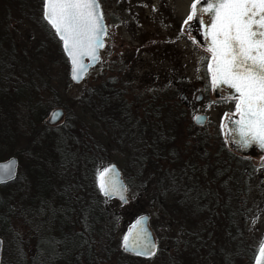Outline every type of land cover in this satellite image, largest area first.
Segmentation results:
<instances>
[{"label":"rangeland","instance_id":"obj_1","mask_svg":"<svg viewBox=\"0 0 264 264\" xmlns=\"http://www.w3.org/2000/svg\"><path fill=\"white\" fill-rule=\"evenodd\" d=\"M26 2V8L21 11L16 0H0V86L11 84L6 90L7 96H14L21 89L17 99L12 103L6 102V108L0 104V132L5 135L0 140V155L14 156L18 160L17 182L6 195L10 209L14 211L13 218H9L11 233L7 235L6 242L2 239L3 251L6 247V253H2V264H37L36 256L38 264H52L51 255L35 248L36 233L41 226H36V222L43 221L26 218L20 211L21 204L34 197L42 205L41 220H46L44 217L49 205L60 203L63 198L70 203L72 201V206L86 205L88 203L85 202L95 196L93 186H96L98 173L108 165H115L120 171L127 187L128 204L125 206H129V209H122L125 206L111 201L110 210L119 215L115 243L120 246L119 242L126 232L127 227L121 222L120 214L127 211H136L135 216L148 215L149 226L156 239L163 235L165 229L170 233L163 236H179L178 231L184 229L179 223L168 228L164 224L162 227L159 214L157 216L158 203L168 204L182 196L177 184V171L167 163L168 158L160 157L159 146L168 144L170 134L173 135L171 140H178L179 136L182 140L185 137L190 139L187 128L192 123L190 118L198 111L207 116L211 125L204 130H210L212 125L219 127L228 116H234L236 101L218 102L212 85L209 90L208 85H202L197 78L193 80L204 71L205 59L208 58V54L196 45L193 50H188L190 61L194 64L190 70L194 72L189 74L191 82L186 91L196 93L200 90L207 98L198 101V105L191 109H185L176 95L173 100L162 97V92L159 96L150 80H142L143 76L140 81L126 78L123 69L118 71L116 62L111 61L115 63L112 67L108 65L107 56L112 57L114 49L117 63L121 62L123 44L125 47L129 43L132 46L131 40H140L169 20L172 26H169L172 28L169 36L174 37L175 25L191 12L194 0H99L104 20L109 26L108 33L115 37V43L105 41L107 51L101 56V66L92 69L81 84L70 80L67 60L58 53V44L41 25L40 0ZM135 19L136 29L130 28L128 23ZM159 19L164 20L158 25ZM139 55L146 58L142 51ZM180 90L178 88V92ZM57 108L63 110L62 120L54 126L47 125L45 121L49 114ZM131 108L138 113H133ZM164 114L172 118L168 123L169 129L157 130L153 127L147 130L145 142H140L142 132L138 129L132 131L129 127L130 124H142L144 120L151 123V119L157 124L164 123ZM184 125H187L184 130L175 129V126ZM31 152H34L36 161L30 159L32 163L29 164ZM159 157L161 159H157ZM162 159L166 163H161ZM143 179L147 180L145 186ZM242 199H253V203L257 200L255 197ZM232 201L234 203L227 205L222 202V206L226 205L222 211L213 208L189 211L187 216L191 223L183 221L184 227L193 224L192 229L186 230L193 239L197 235L208 236L210 255L204 258L205 264H242L245 259H241V255L234 258L230 255L237 252L236 247H240L236 244L237 236L246 238L251 235L255 240L257 232L264 233V219L258 217L250 221V211L239 233L238 226L246 212H239L238 200L237 203ZM249 202L245 201L244 205H249ZM175 214L181 213L176 209ZM48 229L51 231V226ZM75 230L70 229L71 232ZM182 242L177 243L178 249L170 250L171 255L176 257L174 264H177V259L178 264H199L192 259L196 246L181 249ZM168 245L170 247V243L161 241L160 250ZM116 252L94 262L80 254L75 264H157L130 261L123 254L118 259ZM227 255L230 260L224 259ZM201 259L202 256L196 257L198 261Z\"/></svg>","mask_w":264,"mask_h":264},{"label":"flooded vegetation","instance_id":"obj_2","mask_svg":"<svg viewBox=\"0 0 264 264\" xmlns=\"http://www.w3.org/2000/svg\"><path fill=\"white\" fill-rule=\"evenodd\" d=\"M190 13L191 12L183 18L181 23L176 24L175 28L173 27L174 37L169 36V34H172V28L169 27L171 26V22L170 20L166 21L157 30L146 34L140 40H131V42H133L132 46L129 43L128 47H125L123 44L121 62L119 63H117L116 52L113 49L112 57L107 56L108 65L112 67L113 64H115L112 62H116L118 71L123 69L126 78L130 80L139 79L140 81V77L143 76L142 80H150L152 87L156 88L158 95L162 92L164 95L161 96H166L167 99H172L173 96L176 95L177 100L182 103L185 109L196 107L198 105V101H196L198 95L202 97L201 100H205L207 95L200 90H197L196 93L193 91H186L189 88V82H191L189 74L191 71L194 72L190 70L191 66L194 64L190 61L188 50H193L196 45L208 54V58L205 59L204 71L200 72L195 77L193 75V80L197 78L202 85H208L209 90L212 85L211 75L208 72L211 53L197 44L199 31L195 28L194 19L185 23ZM161 20L164 19L157 20L158 25L161 23ZM153 21H155V19ZM136 23L137 19L129 22L128 25L130 28H134ZM105 25L107 28L105 41L110 40L112 43H115V37H111V34L108 33L109 26L106 22ZM135 44H137V46H134ZM106 51L104 44V48L100 55V61L96 68L101 66V56L104 55ZM141 51L146 58L139 55ZM136 73L138 76H134ZM165 86H167L166 89ZM178 88L181 89L179 92ZM227 100L235 99H216V101L221 103ZM131 109L134 110L135 108ZM133 113H138V111L136 112L134 110ZM130 114L131 112L129 115ZM198 115L205 117V124L199 125L195 123L194 120ZM234 116H236V114H234ZM190 120L192 123H189L187 128L188 134L191 137L190 139L185 137V139L182 140L181 136H179L178 140H171L173 135L170 134L171 139H167L168 144L159 146L160 157L168 158L169 162L167 163L172 165V168L177 171L176 173L179 176L177 184L180 186L179 191L182 193V196L168 204L158 203L157 207L159 208V213H157V216L159 214L160 217L158 218L160 223H163L162 227H164V224L166 228H168L176 226L179 223V226L183 227L185 231L182 229V231H178L179 236L168 238L163 236L166 233H170V231L165 229L162 233L163 235H160V238L158 237V239H156L154 236L157 247L156 253L149 259H143L145 263L156 262L157 264H174L176 257L175 254L171 255V251H175L179 248V244L177 243L182 242V239L181 249H187L188 246L195 245L196 251L193 253L192 259L199 264L206 263L204 258L206 259L210 255V250L207 246L209 244V238L208 236L197 235V237L193 239L192 234L186 231L194 227L193 224L184 227L183 221L187 224L191 223L190 217L187 216V214L189 215V211L200 212L201 210L207 211L211 208L222 211V208H225L227 203H234L232 200L237 203L236 201L238 200L237 204L240 206L239 212H246L244 218L241 219V224L238 226L239 233L242 231V222L249 218L250 212L252 213L250 214V221L253 222L258 217L264 219V153L258 150H254L248 155L235 152L230 147L225 137L224 124L226 120L224 123L221 122L219 127L212 125L210 130L203 129L207 126H211L205 114L199 111L195 112L193 118H190ZM163 121L164 123L157 124L153 119H151V123H146V120H144L142 124H130L129 127L132 131L138 129L142 132L143 137L140 142H145L147 130L150 131L153 127L157 128V130L169 129L168 123L172 121V118L169 117L168 114H164ZM186 127L187 125L183 127L175 126V129L184 130ZM160 157L157 159H161ZM163 162L166 163V161L162 159L161 163ZM143 183L145 186L147 180L143 179ZM242 197L245 199L247 197H255L257 200L253 203V199H247L248 202L250 201L249 205H244L247 203V200L242 199ZM222 202L226 205L222 206ZM176 209L181 214H175ZM146 216L148 217L149 225V216ZM247 229L252 231L249 227ZM236 232L237 230H235V234ZM246 234L248 236L249 232L247 231ZM257 235L258 237H255V240H253L251 235L246 238L237 236L238 240L236 244L240 247H236V253H230L231 257L234 258L237 255H241V259H245L242 264H254L259 249L264 243L263 231L261 233L257 232ZM161 241L163 243H170V247L168 245L160 250ZM243 248L244 250H241ZM2 251L3 243L1 256L3 255ZM198 256H202L201 261L196 260ZM231 257L227 255L224 256V259L229 258L230 260Z\"/></svg>","mask_w":264,"mask_h":264},{"label":"snow or ice","instance_id":"obj_3","mask_svg":"<svg viewBox=\"0 0 264 264\" xmlns=\"http://www.w3.org/2000/svg\"><path fill=\"white\" fill-rule=\"evenodd\" d=\"M200 3L194 0L185 23L197 14ZM200 12L205 37L210 39L206 50L211 53L208 72L212 85H227L237 93L233 98L240 143L247 146L258 142L264 147V0H205ZM204 14H210L211 20H205ZM43 20L62 42L72 64V79L79 81L87 68L84 57L96 61L98 50L104 47L107 30L100 5L97 0H43ZM114 171L106 168L97 175L105 196L122 190L115 177L108 175ZM13 175L11 167L0 168V183ZM140 224L138 220L133 225L136 231L130 232L131 239L125 235L122 248L137 256H152L156 245L138 227ZM260 258H264V245L259 249L257 264Z\"/></svg>","mask_w":264,"mask_h":264},{"label":"trees","instance_id":"obj_4","mask_svg":"<svg viewBox=\"0 0 264 264\" xmlns=\"http://www.w3.org/2000/svg\"><path fill=\"white\" fill-rule=\"evenodd\" d=\"M42 3L43 1L40 0L41 13ZM16 5L18 9L22 11L23 8H26L27 2L26 0H16ZM40 22L45 31L51 35L52 40L58 44L57 51L62 55V57H64L66 61V58L62 53L60 42L55 37L54 32L43 20L42 14L40 17ZM1 34L2 33L0 30V35ZM66 63L68 64L67 61ZM10 85V83H3V86H0V104L2 103L1 106H3V108L8 106L7 103H12V101L17 99L21 92V89H16L18 92H15L14 96H7L6 90H8ZM3 137H5V135H1L0 132V140ZM5 156L6 155H0V160L5 159L7 157ZM30 159L36 161L34 152H31L30 156H28L29 162L27 163L29 164L32 163L30 162ZM16 182L17 180L0 187V238H2L5 242L6 238L8 237L7 235H10L11 233L9 218H13L11 215L14 211H11L9 201L6 199V195L9 192V188L14 186ZM31 187L34 188L33 185ZM93 191L95 196H93L90 201L85 202L88 204L83 205L81 203L82 205H80V207L72 206V201L70 203L69 200L65 198H63L64 200H62L60 203L49 205L50 207L47 209V215L44 217L49 221L41 220L40 212L43 211L36 206L37 200L35 201V199H33L34 197H29L30 201L26 200L27 202L24 201L21 204L20 211L23 212L26 218L33 217L35 221H43V223L36 222V226H41L36 233L35 248L38 251H44L51 255L52 264H75L78 262L80 254H83V256L87 258L86 260L92 262L96 261L98 258H102L103 256L108 257L110 254H114L116 251L117 252L115 255L118 259H120L119 257L122 256L123 253L121 252L119 246L117 245L118 247L114 248L116 245L114 238L116 226L119 222V215L117 212L110 210L111 201L103 198L95 185L93 186ZM128 207L129 206H125L122 207V209H129ZM33 214H36L37 217H35ZM135 214H137L136 211H127L122 215L120 214V220L123 224H125V227H128L136 219V217L139 216H135ZM124 215H126V217ZM48 225L51 226V231L48 229L50 228ZM63 227H65V229H63ZM70 229L76 230L71 232ZM4 252L6 253V247L3 253ZM126 258L130 261H143V259L132 256H126ZM35 259L37 260L36 262L38 264V256H36Z\"/></svg>","mask_w":264,"mask_h":264},{"label":"water","instance_id":"obj_5","mask_svg":"<svg viewBox=\"0 0 264 264\" xmlns=\"http://www.w3.org/2000/svg\"><path fill=\"white\" fill-rule=\"evenodd\" d=\"M97 3L100 5L98 0H97ZM204 6H205V0H201V3L198 5L197 14L193 17V19H194L195 28L198 29V31H199V34H198V37H197V42H198V44L201 47H203L204 49H207V47L210 44V39L205 37L204 33H205V27L206 26L202 25L201 22H200V19H201L200 9H202ZM100 11H101V7H100ZM42 18H43V6H42ZM203 18L205 20L210 21L212 17H211L210 14H204ZM103 23H104V19H103ZM104 25H105V23H104ZM52 31L54 32V30H52ZM56 38L59 40V38L57 36H56ZM104 38H105V36H104ZM61 48H62V51H63L65 57L68 60V64H69V68H70L69 69V76H70L71 81L74 84H80L81 82L84 81V79H85L86 75L89 73V71L92 68H94L97 65V63L99 62V60H100L99 55H100L101 50L103 49V47H102V48H100L98 50V59L96 61H92L88 57H84L83 62L87 66V68H86V71L83 73V78L79 79V81H77V80H73L72 79V64H71V61L69 60L67 54L63 50L62 42H61ZM213 94L217 98H233V97H235L237 95L235 90L230 88V87H228L227 85H219L217 87L213 86ZM201 98L202 97L200 95H198V97L196 98V101H200ZM63 114H64L63 110L61 108H57V109L53 110L49 114L48 120L45 121V123L47 125H49V126H54V125L58 124L62 120ZM197 117L201 118V121L199 123L197 122V119H196ZM196 118L194 120L196 124L202 125V124L205 123V117L204 116L198 115V116H196ZM238 119H239L238 115L229 117L225 121V124H224L225 137H226V140L228 141L230 147L235 152L241 153L243 155H248L249 153H251L254 150H258L261 153H264V147H261L258 142H253V143H251V144H249L247 146H243L240 143V137H239V134H238V126L235 123V121L238 120ZM9 167H11L14 170V175H13V177L11 179H6L3 183H0V187L3 186V185L9 184V183L13 182L16 179L17 170H18V160H17L16 157L11 156V157H9L8 159H6L4 161H0V168H4L6 170ZM107 168H114L115 169L114 173H109L108 175H111V176L115 177V179L122 186V190L120 192L114 193L111 196H105L100 191L99 182L97 180V187L99 189V192H100L101 196L104 197V198H107L108 200H117L121 205L127 204L128 203L127 190H126V186H125V184H124V182H123V180L121 178L120 172L118 171V169L114 165L108 166ZM121 196H123V200H121ZM138 220L141 221V224L138 227L143 228L146 231V233L150 236L152 242L155 243V245H156L155 238H154V236L152 234V231L150 230V228L148 226V217L146 215L138 217L128 227V229L126 230L125 235H129V238L131 239L130 232L133 233V234L135 233L136 229L133 228V225H135ZM125 235H124V237H125ZM263 245H264V243H263ZM1 250H2V243H1V240H0V255H1ZM122 250H123V248H122ZM123 252H125V251L123 250ZM155 252H156V249H155ZM125 253L126 254H130L131 256L138 257V258H143V259H148V258L153 256V255L152 256H137V255H134V254H132L130 252H125ZM258 257H259V253H258V255H257L256 259H255L254 264H257ZM260 264H264V258H260Z\"/></svg>","mask_w":264,"mask_h":264},{"label":"bare ground","instance_id":"obj_6","mask_svg":"<svg viewBox=\"0 0 264 264\" xmlns=\"http://www.w3.org/2000/svg\"><path fill=\"white\" fill-rule=\"evenodd\" d=\"M9 157H7V158H5L4 160H6V159H8ZM18 171V170H17ZM28 205H30V204H28ZM36 206L37 207H39V209L41 208L40 206H42L41 204H36ZM130 226V225H129ZM128 226V227H129ZM128 227H127V229H128ZM126 229V230H127ZM125 235V234H124ZM124 237V236H123ZM0 240H1V243H3V241H2V238H0ZM122 242H123V238H122V240L119 242V244H120V246H119V248H120V250H121V252L123 253V255H125V256H131L130 254H126L125 252H123V250H122ZM116 245H118V242L117 243H115ZM2 259H3V257L0 255V264H2Z\"/></svg>","mask_w":264,"mask_h":264}]
</instances>
